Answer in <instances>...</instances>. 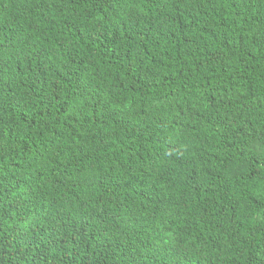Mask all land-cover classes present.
<instances>
[{
    "label": "trees",
    "instance_id": "trees-1",
    "mask_svg": "<svg viewBox=\"0 0 264 264\" xmlns=\"http://www.w3.org/2000/svg\"><path fill=\"white\" fill-rule=\"evenodd\" d=\"M0 264H264V0H0Z\"/></svg>",
    "mask_w": 264,
    "mask_h": 264
}]
</instances>
